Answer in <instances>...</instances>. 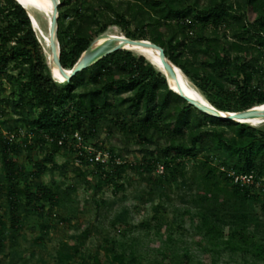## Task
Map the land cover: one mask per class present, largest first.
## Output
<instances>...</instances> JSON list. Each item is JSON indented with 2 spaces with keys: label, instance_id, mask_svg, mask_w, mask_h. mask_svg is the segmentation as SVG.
I'll return each mask as SVG.
<instances>
[{
  "label": "trees",
  "instance_id": "16d2710c",
  "mask_svg": "<svg viewBox=\"0 0 264 264\" xmlns=\"http://www.w3.org/2000/svg\"><path fill=\"white\" fill-rule=\"evenodd\" d=\"M189 1L122 0L117 9L111 0H62L57 21L59 63L64 69L75 70L96 37L112 25L133 24L136 33L129 36L138 41L149 38L160 47L211 97L216 114L190 104L170 88L166 76L145 57L124 49L106 53L93 65L75 72L66 83H57L48 70L28 12L16 0H0V76L17 85L3 102L16 109L29 105L38 112L32 121L34 134L43 140L47 137L52 152L43 159L42 166L38 163L39 169L35 166L34 178L46 164L55 166L54 155L76 140V135L84 140L96 138L101 120L107 118L108 138L123 145L121 153L142 154L141 162L132 167L147 174L149 182L162 183L169 174L176 176L186 160H192L201 172L198 179L192 177L198 183L192 199L195 213L186 209L203 244L210 248L209 261L198 264H217L215 258L225 250H246L264 257V227L262 239L255 234L251 241L246 237L250 227H257L254 220L248 219L246 204L262 201L264 188L233 184L226 172L254 173L264 179V129L218 116L264 104V88L254 84L256 77H264V69L257 70L255 65L264 56V0H210L202 9ZM176 2L184 5L174 7ZM129 17L132 22H128ZM19 68L23 74L10 73ZM226 79L232 82L231 87L224 83ZM223 125L229 127L230 134L219 129ZM0 146L12 223L18 227L17 196L24 173L16 157H9L16 148L13 141H0ZM204 148L221 157L229 151L230 156L214 166L210 158L197 160V151ZM90 158L80 156L107 184L122 178L128 166L114 156L110 163L91 162ZM53 196L50 189L40 185V189L28 191L27 198L30 204H52ZM166 256L164 253L162 262ZM183 264H190L188 252Z\"/></svg>",
  "mask_w": 264,
  "mask_h": 264
},
{
  "label": "rangeland",
  "instance_id": "374dc122",
  "mask_svg": "<svg viewBox=\"0 0 264 264\" xmlns=\"http://www.w3.org/2000/svg\"><path fill=\"white\" fill-rule=\"evenodd\" d=\"M111 1L117 9L121 7L122 0ZM209 1L190 0L189 3L202 9L208 7ZM61 2L62 0L18 1L28 14L29 11L34 14L44 31L47 39L45 43L33 25L51 77L57 83L64 84L69 77L60 79L53 73L54 68H58L53 47L55 44L58 55L60 44L57 42L59 29L57 21L60 17ZM183 5L176 2L174 7L179 8ZM68 21L70 20H66L65 23ZM130 21L132 22L129 17L128 22ZM125 27L112 25L105 33L95 38L92 47L82 56L87 58V66L93 65L106 52L119 46L112 39L138 41L129 36V33H136L134 25L129 24ZM261 34L264 35V29L261 30ZM229 37H232V34L229 33ZM145 42L151 40L148 38ZM122 49L131 51L135 56H143L130 49ZM259 55H262L261 50ZM146 61L148 62L147 59ZM193 61L192 58L191 62ZM255 65L257 70H263L264 56H261V60ZM178 69L185 78L186 87L208 103L210 112L217 113L211 97L201 91L197 83L186 76L179 67ZM10 73L17 76L24 71L19 68L10 70ZM170 78L176 90L187 94L174 73ZM217 81L222 80L217 78ZM224 83L228 87L232 86L229 79L224 80ZM254 84L264 88V77L261 79L256 77ZM16 87L15 82L5 79L3 74L0 76V141H13L16 148L14 154H10L9 157H16L17 165L24 173L19 180L17 196L19 223L18 227H15L11 218V205L7 200L3 152L0 146V184L3 186L0 190V264H183L186 252L190 264L209 261L210 248L203 244L196 224L191 222V214L186 212V209L190 208L191 213H195L192 199L198 183H194L192 177L195 175L198 179L201 175L192 160H186L176 176L169 174L168 179L162 183L149 182L147 174L132 167V164L141 162L142 154L124 151L121 153L123 145L107 136L106 127L109 122L105 118L101 120L96 138L84 140L80 135H76V140L69 142L67 148L54 155L55 166L46 164L45 170L40 168L42 172L34 178L32 173L35 166L38 163L43 165V159L52 152V148L47 137L43 140L34 134L32 121L38 112L33 107L27 105L16 109L14 105L3 102L12 96ZM213 99L217 100L218 96L214 94ZM197 103L198 101L194 102ZM238 113L240 112H221L232 116ZM259 116L262 117H256L259 119L256 123L258 125L253 123L249 125L264 129V115ZM243 121L242 123H245ZM219 129L225 134H230L227 125L219 126ZM95 153L107 155L109 158L106 163L112 162V156L117 162L119 160L121 163L127 162L128 166L122 178L115 183L107 184L95 174L93 166L85 165L80 160L82 155L91 157ZM229 156V151L221 157L209 148L196 153L197 160L210 158L214 166L220 165ZM221 170L226 169L221 167ZM106 171H110V168L106 167ZM40 185L56 195L53 196L52 204L44 201L29 203L28 191L34 192L37 188L40 189ZM263 200H250L246 204L248 219L254 220L257 225L256 230L250 227L246 231L249 241L254 234L259 239L263 237ZM246 247L247 244L243 249ZM164 253L167 256L162 262ZM215 259L217 264H264V257L255 256L246 250H225Z\"/></svg>",
  "mask_w": 264,
  "mask_h": 264
},
{
  "label": "bare ground",
  "instance_id": "6f19581e",
  "mask_svg": "<svg viewBox=\"0 0 264 264\" xmlns=\"http://www.w3.org/2000/svg\"><path fill=\"white\" fill-rule=\"evenodd\" d=\"M20 2H23V0H18ZM29 16L30 19L40 37V39L45 43L47 41L46 37H45V33L42 30V28L39 26L34 14L29 11ZM112 41L115 44H118L119 46H121L122 48H126V49H130L132 51L138 52L144 56L147 57L148 62L151 64V66L153 68H155L156 70H160L162 72V74H166V71L163 69L162 64H161V56L159 55L158 51L150 46H147L145 44L142 43H128L127 40H123V39H112ZM45 51L47 53V49L45 48ZM172 69H173V73L175 74L176 78L179 80V83L186 89V93L192 97H194V99H196V101H198L199 103H202L206 106H208V103L201 98L197 93H195L193 90H191L189 87H186V81L185 78L182 74V72L178 69L177 66L172 65ZM54 76L56 78H64V74L58 69V68H54L53 70ZM171 85L176 88L174 82L172 81V79L170 80ZM209 107V106H208ZM248 117L246 118L247 120H244L243 122L251 124L253 123L254 125H258L256 124L257 121L259 119H257L256 117H262L259 115H262V113H264V104L262 105H257L254 106L250 109H248Z\"/></svg>",
  "mask_w": 264,
  "mask_h": 264
},
{
  "label": "water",
  "instance_id": "95a60500",
  "mask_svg": "<svg viewBox=\"0 0 264 264\" xmlns=\"http://www.w3.org/2000/svg\"><path fill=\"white\" fill-rule=\"evenodd\" d=\"M17 1V0H16ZM18 2V1H17ZM20 4V3H19ZM22 5V4H21ZM23 6V5H22ZM24 7V6H23ZM25 8V7H24ZM29 15V14H28ZM30 17V16H29ZM55 22H56V19H54V22H53V25L55 26ZM53 26V28H54ZM54 30V29H53ZM54 36V31H52V37ZM128 43H142V44H148L150 47H153L155 48L159 55L161 56V64H162V67L163 69L166 71V79L168 81V84L170 86L171 89H173L175 92L179 93L181 96H183L190 104L192 105H195L197 106L200 110L202 111H205V112H208L210 114H216V113H212L209 111L208 107L202 103H197V104H194V102H196V100L194 99V97L188 95V94H185V93H182V92H179L178 90H176L172 85H171V78L170 76L172 75L173 73V69H172V65H174L165 55V52L158 46H156L154 43L152 42H145V41H128ZM115 49H122L120 48L119 46H117L116 48H113L111 49L110 51H113ZM108 51V52H110ZM106 52V53H108ZM53 53H54V59H55V62L59 68V70L64 74L65 77H71L73 74H75V72L77 71H80L82 68L86 67L87 66V63H88V60L87 58H82L79 60L78 64L76 65V69L72 72H70L68 69H64L60 66V63H59V57L58 55L56 54V50H55V44H54V47H53ZM105 53V54H106ZM104 54V55H105ZM103 55V56H104ZM143 57H145L147 59L146 56L143 55ZM100 59V58H99ZM97 59V60H99ZM159 72H161L160 70H158ZM162 73V72H161ZM249 113H248V110L246 111H243V112H240L234 116H232L231 114H219L218 116L220 118H224V119H233L239 123H242L243 120H245L247 117H248ZM262 115H264V113H262Z\"/></svg>",
  "mask_w": 264,
  "mask_h": 264
},
{
  "label": "built area",
  "instance_id": "2783aa9c",
  "mask_svg": "<svg viewBox=\"0 0 264 264\" xmlns=\"http://www.w3.org/2000/svg\"><path fill=\"white\" fill-rule=\"evenodd\" d=\"M108 158L109 157L107 155H103L101 153H95L92 154L89 160L91 162L106 163L108 161ZM158 172L162 173L163 168L159 167ZM226 172L233 184L240 185L242 187L264 188V179L258 178L254 173L240 174V173H236L234 170H226Z\"/></svg>",
  "mask_w": 264,
  "mask_h": 264
}]
</instances>
